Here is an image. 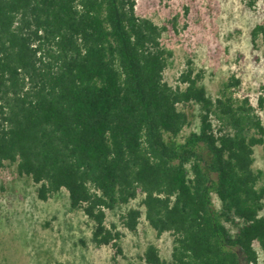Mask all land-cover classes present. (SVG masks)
<instances>
[{
  "label": "trees",
  "instance_id": "obj_1",
  "mask_svg": "<svg viewBox=\"0 0 264 264\" xmlns=\"http://www.w3.org/2000/svg\"><path fill=\"white\" fill-rule=\"evenodd\" d=\"M135 5L0 0V179L8 169L27 177L42 201L65 190L92 221L93 243L117 254L122 232L108 212L131 232L144 217L172 236L170 258L149 243L146 264H258L264 171L253 154L264 148V96L257 106L236 96L232 74L213 97L191 62L169 83L167 28ZM259 34L263 24L253 45Z\"/></svg>",
  "mask_w": 264,
  "mask_h": 264
},
{
  "label": "rangeland",
  "instance_id": "obj_2",
  "mask_svg": "<svg viewBox=\"0 0 264 264\" xmlns=\"http://www.w3.org/2000/svg\"><path fill=\"white\" fill-rule=\"evenodd\" d=\"M137 15L165 25L161 41L173 50L164 78L172 85L189 62L204 71L208 93L218 95L222 83L232 74L241 79L235 95H247L257 106L264 96V36L255 45L251 31L264 25V1L248 8L241 0H136ZM264 125V108L258 109ZM198 119L183 134L196 129ZM254 169L264 171V148L254 146ZM0 179V264H146L140 256L149 243L155 244L168 260L172 236H160L144 217L135 232L121 226L117 215L107 214L122 232V254L110 246H96L92 241L93 223L80 209H71L67 192L42 201L36 185L27 177H18L8 169ZM264 185V178L260 181ZM3 186V188L1 187ZM140 197L132 202L138 205ZM216 205L218 199L214 196ZM264 216V208L260 212ZM259 250L258 264H264Z\"/></svg>",
  "mask_w": 264,
  "mask_h": 264
}]
</instances>
